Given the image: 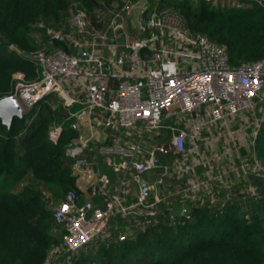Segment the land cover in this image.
I'll use <instances>...</instances> for the list:
<instances>
[{"label":"built area","instance_id":"2783aa9c","mask_svg":"<svg viewBox=\"0 0 264 264\" xmlns=\"http://www.w3.org/2000/svg\"><path fill=\"white\" fill-rule=\"evenodd\" d=\"M163 1L115 2L93 14L78 11L64 27L47 29L51 41L67 42L74 53L43 48L26 55L10 47L39 70L32 81L23 73L14 75L9 96L17 99L24 115L52 95L67 110V120H92L90 130L137 129L136 143L106 145L95 131L72 123L77 136L66 156L76 176L84 171L94 175L97 182L88 191L101 195L104 207L93 200L81 202L75 190L53 206L66 234L44 264H72L76 253L105 234L117 215L132 220L121 240L133 228L146 229L159 220L162 206L171 205L172 196L184 205L178 213L166 208L174 225L178 216L189 215L186 204L223 209L234 196L258 195L252 178L264 180V162L256 154L264 123V59L232 66L225 46L194 33L179 10ZM203 1L237 7L253 2L264 9V0ZM75 105L82 108L72 114ZM165 129L171 140L146 148V134ZM62 132L63 124L55 125L50 138L57 142ZM96 140L101 159L91 162L83 155ZM158 152L172 155L173 161L163 164ZM153 172L158 174L150 184L146 176ZM113 174L119 178L115 185ZM169 180L177 182L173 192ZM133 184L137 198L129 202L126 195Z\"/></svg>","mask_w":264,"mask_h":264},{"label":"trees","instance_id":"16d2710c","mask_svg":"<svg viewBox=\"0 0 264 264\" xmlns=\"http://www.w3.org/2000/svg\"><path fill=\"white\" fill-rule=\"evenodd\" d=\"M123 1L0 0V99L11 95L16 73L32 81L39 72L12 45L26 55L43 48L74 53L67 42L51 41L47 29L64 27L78 11L93 14ZM163 3L178 9L194 33L225 46L232 66L264 59L263 8L236 12L231 9L237 6L222 9L203 0ZM72 122L52 95L30 114L14 118L10 127L0 120V264H44L63 243L66 229L55 219L53 206L70 191H77L80 200L83 196L73 161L66 156L77 136ZM58 124L63 132L54 142L50 133ZM256 154L264 162V123ZM118 180L116 176L113 184ZM252 183L258 195L232 199L223 209L186 204L189 215L178 216L174 225L168 219L171 212L162 206L157 222L133 228L125 240L120 237L132 220L117 215L105 234L76 253L72 264H264V181L255 178Z\"/></svg>","mask_w":264,"mask_h":264},{"label":"crops","instance_id":"0c3cea01","mask_svg":"<svg viewBox=\"0 0 264 264\" xmlns=\"http://www.w3.org/2000/svg\"><path fill=\"white\" fill-rule=\"evenodd\" d=\"M77 106H80V105H75L71 109L72 114H75L79 111V110L74 111V108ZM80 107L82 108V106H80ZM67 116H68V113H67ZM72 121H73L72 123L78 122L79 125L82 126L85 131H89V133L95 131L96 136L98 137L97 139L101 140V142H103L106 145H114V144L117 145L118 144L120 146L121 145L123 146L124 144L127 145L130 143H136L138 141L137 129L134 131H131V132H128V131L126 132L125 130H122V129L112 131V130H104L101 127H93V129L90 130V128L88 126L90 125V123H92L91 122L92 120H90L89 118L86 117V118H83L82 120L78 121L77 119H75V117H73ZM148 141L152 142L151 140H148ZM148 141L145 142L146 148H150L152 146V145H148ZM99 145L100 144L96 140V142L94 144H92V146H91V151H86L83 156L91 162L97 161V159L100 160L101 157L97 154V152H98L97 149H98ZM84 172H85L84 175L78 176V185H79V187L82 191V194H83L81 202H84L86 200H93L98 207H104L103 197L101 195L93 197L91 195V193L88 191L89 186L93 182H95V183L97 182L96 178H94V175H91V172H88V171H84ZM157 174H158V172H153V173L148 174L146 176L150 184L157 178ZM113 175L111 177L114 180V178L116 176L115 175L113 176ZM253 179L254 178H252V180ZM257 179H259V178H257ZM258 181L261 182V180H258ZM166 184L168 185V187H170L168 189L172 190V192L175 190V189H171V187L175 186V183L173 180H169V182H166ZM137 190H138L137 185L133 184L130 186V190H129L130 192L126 195V198L128 199L129 202H131L137 198ZM169 203L171 205L168 204L167 207L170 208L173 213H178L180 211V208L182 206H184V205H182V203H180L178 201L177 196H172L169 199ZM162 212H163V209H162Z\"/></svg>","mask_w":264,"mask_h":264},{"label":"rangeland","instance_id":"374dc122","mask_svg":"<svg viewBox=\"0 0 264 264\" xmlns=\"http://www.w3.org/2000/svg\"><path fill=\"white\" fill-rule=\"evenodd\" d=\"M215 5L221 7L222 9H226L225 7L230 8V6L227 5V3L224 4L223 2H221L220 4H215ZM255 6H257V5L255 3H253V2H245L243 5H240L239 7H235L233 9H231V10L239 12L243 8H251V7H255ZM80 109H81V107L77 106V107L74 108V111H77V110H80ZM171 137H172V133L168 129L160 130L158 135H157V132L146 134V140L151 139V141H152V142L148 141V145H151V144L152 145L165 144V143H167V142H169L171 140ZM157 154H158V157L160 158V160H161V162L163 164L171 163L173 161L172 155H166V154H163V153H160V152H158ZM260 180H262V179H260ZM262 181H264V180H262ZM239 188H244V187H239ZM237 200H239V195L238 196H234L232 201L235 202Z\"/></svg>","mask_w":264,"mask_h":264},{"label":"water","instance_id":"95a60500","mask_svg":"<svg viewBox=\"0 0 264 264\" xmlns=\"http://www.w3.org/2000/svg\"><path fill=\"white\" fill-rule=\"evenodd\" d=\"M24 113L21 105L14 96H7L0 99V120L3 125L10 127L14 118H23ZM143 193L147 196L146 185L142 186Z\"/></svg>","mask_w":264,"mask_h":264}]
</instances>
